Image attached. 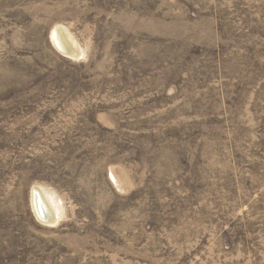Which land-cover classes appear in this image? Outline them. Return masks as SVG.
I'll use <instances>...</instances> for the list:
<instances>
[{
  "label": "rangeland",
  "instance_id": "374dc122",
  "mask_svg": "<svg viewBox=\"0 0 264 264\" xmlns=\"http://www.w3.org/2000/svg\"><path fill=\"white\" fill-rule=\"evenodd\" d=\"M0 264H264V0H0Z\"/></svg>",
  "mask_w": 264,
  "mask_h": 264
},
{
  "label": "water",
  "instance_id": "95a60500",
  "mask_svg": "<svg viewBox=\"0 0 264 264\" xmlns=\"http://www.w3.org/2000/svg\"><path fill=\"white\" fill-rule=\"evenodd\" d=\"M52 40L54 41L53 38H52ZM34 194H35L34 195L35 197L34 198L32 197L33 204H34V210H35L39 219L46 220V217H45L44 211L42 209V205L40 203L39 196H38V193L36 192V190H34ZM34 199H35V202H34Z\"/></svg>",
  "mask_w": 264,
  "mask_h": 264
},
{
  "label": "bare ground",
  "instance_id": "6f19581e",
  "mask_svg": "<svg viewBox=\"0 0 264 264\" xmlns=\"http://www.w3.org/2000/svg\"><path fill=\"white\" fill-rule=\"evenodd\" d=\"M52 38L54 39V42L55 43H57V45L61 48V45L58 43L59 41H58V39H57V36H56V34L53 32L52 33ZM53 41V40H52ZM34 194V193H33ZM35 197V196H34ZM35 200V199H34Z\"/></svg>",
  "mask_w": 264,
  "mask_h": 264
}]
</instances>
